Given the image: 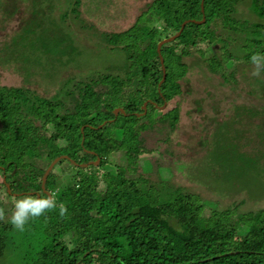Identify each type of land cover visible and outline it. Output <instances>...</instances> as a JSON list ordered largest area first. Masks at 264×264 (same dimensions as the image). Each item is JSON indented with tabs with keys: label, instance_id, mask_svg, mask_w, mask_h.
<instances>
[{
	"label": "trees",
	"instance_id": "1",
	"mask_svg": "<svg viewBox=\"0 0 264 264\" xmlns=\"http://www.w3.org/2000/svg\"><path fill=\"white\" fill-rule=\"evenodd\" d=\"M83 3L59 0L53 25H77L75 37L88 30L121 60L69 72L49 93L25 77L0 83V193L57 202L22 233L8 222L15 201L0 202V264H12L10 256L15 264H264V206L180 181L195 148L241 147V116L255 120L264 145V79L248 91L252 106L213 118L194 145L178 149L175 136L191 91L189 59L232 84L241 65L264 54V0H150L122 31L97 29ZM245 3L259 20L238 15ZM222 126L228 132L217 141Z\"/></svg>",
	"mask_w": 264,
	"mask_h": 264
},
{
	"label": "rangeland",
	"instance_id": "2",
	"mask_svg": "<svg viewBox=\"0 0 264 264\" xmlns=\"http://www.w3.org/2000/svg\"><path fill=\"white\" fill-rule=\"evenodd\" d=\"M147 1L150 0H84L82 11L86 19L97 29L122 31L133 25ZM1 2V84H19L25 82L26 78L28 83L49 93L57 86L58 80L69 72L100 69L122 59L121 55L99 47L97 41L101 39L98 36L97 40L94 36L87 38L88 30H84V33H81L84 35L81 37H75L73 33L80 32L77 25L73 24L71 28L62 27L56 20L53 25L52 15H57L59 0H2ZM21 3L26 7L23 8L22 13H19ZM238 15L259 20L248 9L246 3L240 5ZM20 21H23L25 26L18 31ZM51 34H54L55 39L52 38L53 40L48 42L47 39ZM56 37L60 39L56 40ZM9 59H14V62ZM189 60L191 91L182 103L181 127L175 133L176 141L181 143L178 149L188 143L190 146L194 145L195 139L200 135L199 130L209 126L214 121L213 118L231 113V107L252 106V96L248 91L257 88L253 85L256 78L264 79L263 72L259 76L252 75L254 66L248 64L240 66L236 80L232 84H224L218 76L207 70L201 60L196 57ZM21 67H24L22 69L26 71L25 75L16 70ZM196 99L202 101L201 113L194 110ZM238 124L246 131L240 148L221 144L215 146V142L211 151L195 148L187 163L188 176L180 181L185 183L191 177L194 182L200 183L202 187L200 189L204 193L207 192L216 199L227 196L226 199L230 198L232 201L246 199L247 208L264 206V145L257 139L260 128H256L257 124L252 117L249 119L241 116L239 122L234 123L236 127L239 126ZM227 132L226 127L222 126L216 135L219 138L217 141L222 140ZM227 137L229 138L226 136L224 140ZM203 144L199 143V146ZM148 166L150 162L144 161V167ZM16 200L15 197L8 199L0 193L1 205ZM12 259L13 257L10 256L12 264H15Z\"/></svg>",
	"mask_w": 264,
	"mask_h": 264
},
{
	"label": "clouds",
	"instance_id": "3",
	"mask_svg": "<svg viewBox=\"0 0 264 264\" xmlns=\"http://www.w3.org/2000/svg\"><path fill=\"white\" fill-rule=\"evenodd\" d=\"M251 63L254 66L252 75L259 76L264 71V54L255 53L250 57ZM10 220L8 221L14 230L24 232L25 226L33 218L44 216L46 212L57 208V202L51 194L38 195L36 197L18 198L14 204ZM68 208L64 204L59 205V213L64 216ZM4 216L3 210H0V219Z\"/></svg>",
	"mask_w": 264,
	"mask_h": 264
},
{
	"label": "water",
	"instance_id": "4",
	"mask_svg": "<svg viewBox=\"0 0 264 264\" xmlns=\"http://www.w3.org/2000/svg\"><path fill=\"white\" fill-rule=\"evenodd\" d=\"M144 108H146V103L143 105ZM116 111H118V109H116Z\"/></svg>",
	"mask_w": 264,
	"mask_h": 264
}]
</instances>
